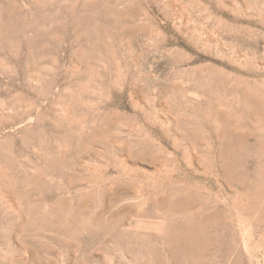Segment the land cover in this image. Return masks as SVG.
Returning <instances> with one entry per match:
<instances>
[{"label":"rangeland","instance_id":"rangeland-1","mask_svg":"<svg viewBox=\"0 0 264 264\" xmlns=\"http://www.w3.org/2000/svg\"><path fill=\"white\" fill-rule=\"evenodd\" d=\"M0 264H264V0H0Z\"/></svg>","mask_w":264,"mask_h":264}]
</instances>
